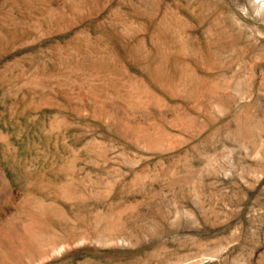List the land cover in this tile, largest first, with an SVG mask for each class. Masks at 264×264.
Masks as SVG:
<instances>
[{"label": "rangeland", "instance_id": "374dc122", "mask_svg": "<svg viewBox=\"0 0 264 264\" xmlns=\"http://www.w3.org/2000/svg\"><path fill=\"white\" fill-rule=\"evenodd\" d=\"M0 264H264V0H0Z\"/></svg>", "mask_w": 264, "mask_h": 264}]
</instances>
